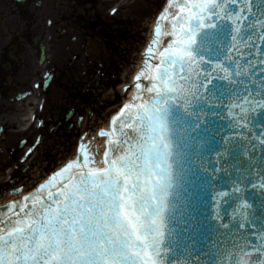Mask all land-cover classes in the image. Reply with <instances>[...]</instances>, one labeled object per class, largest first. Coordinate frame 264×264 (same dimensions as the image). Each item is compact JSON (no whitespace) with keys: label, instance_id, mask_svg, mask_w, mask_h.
<instances>
[{"label":"snow or ice","instance_id":"obj_1","mask_svg":"<svg viewBox=\"0 0 264 264\" xmlns=\"http://www.w3.org/2000/svg\"><path fill=\"white\" fill-rule=\"evenodd\" d=\"M145 56L103 166L0 210V264H264V0H167Z\"/></svg>","mask_w":264,"mask_h":264},{"label":"flooded vegetation","instance_id":"obj_2","mask_svg":"<svg viewBox=\"0 0 264 264\" xmlns=\"http://www.w3.org/2000/svg\"><path fill=\"white\" fill-rule=\"evenodd\" d=\"M149 6L144 0H0V200L6 191L37 187L75 159L102 116L111 114Z\"/></svg>","mask_w":264,"mask_h":264},{"label":"rangeland","instance_id":"obj_3","mask_svg":"<svg viewBox=\"0 0 264 264\" xmlns=\"http://www.w3.org/2000/svg\"><path fill=\"white\" fill-rule=\"evenodd\" d=\"M154 1V5H157L158 6V9L156 11H154L153 14H142L140 15L141 17V21H142V28L143 26H145V22H146V18L149 17L150 21V25L144 29V31L146 32V34L149 36L151 34V25L152 23L154 22L157 23V19L162 11V7L165 5L166 1L167 0H153ZM158 2H160V4H158ZM151 13L153 12V8H151Z\"/></svg>","mask_w":264,"mask_h":264},{"label":"bare ground","instance_id":"obj_4","mask_svg":"<svg viewBox=\"0 0 264 264\" xmlns=\"http://www.w3.org/2000/svg\"><path fill=\"white\" fill-rule=\"evenodd\" d=\"M154 39V36H151V38H150V41H149V44L147 45V48H148V46L151 44V42H152V40ZM144 61H145V58H144V60H143V63L141 64V66L138 68V71L136 72V74H135V77H134V88H133V90L129 93V97H128V99L126 100V103L127 102H131V100H132V97L135 95V93H136V88H135V83H136V76L140 73V71H142V69H143V67H144ZM97 166H103V164H102V160L101 161H97ZM2 202H3V200H2Z\"/></svg>","mask_w":264,"mask_h":264},{"label":"water","instance_id":"obj_5","mask_svg":"<svg viewBox=\"0 0 264 264\" xmlns=\"http://www.w3.org/2000/svg\"><path fill=\"white\" fill-rule=\"evenodd\" d=\"M167 39H168V38H167V37H165V39H164V42H165V43L167 42ZM140 72H141V71H140ZM145 83H146V82H145ZM127 103H129V102H127Z\"/></svg>","mask_w":264,"mask_h":264}]
</instances>
